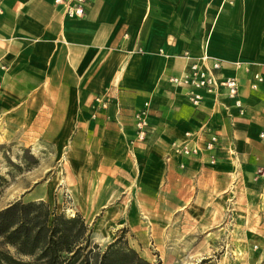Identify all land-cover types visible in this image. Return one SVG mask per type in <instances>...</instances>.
<instances>
[{"label":"crops","instance_id":"0c3cea01","mask_svg":"<svg viewBox=\"0 0 264 264\" xmlns=\"http://www.w3.org/2000/svg\"><path fill=\"white\" fill-rule=\"evenodd\" d=\"M86 2V16L69 19L54 0H0V128L62 142L67 159L88 175L94 169L109 191L123 183L164 201L182 197L200 170L231 177L264 165V0ZM205 57L237 79L242 114L224 91L201 93L196 108L189 88L170 83ZM97 97L109 105L93 119ZM146 103L149 131L138 143L133 116ZM186 134L191 146L211 135L218 142L178 156L172 150Z\"/></svg>","mask_w":264,"mask_h":264},{"label":"rangeland","instance_id":"374dc122","mask_svg":"<svg viewBox=\"0 0 264 264\" xmlns=\"http://www.w3.org/2000/svg\"><path fill=\"white\" fill-rule=\"evenodd\" d=\"M31 130L0 128V209L19 200L43 201L67 217L79 214L92 243L104 248L122 238L151 264H264V165L231 177H212L208 170L202 177L200 170L182 197L172 193L164 201L161 194L128 190L120 182L123 191H109L94 169L88 175L67 159L62 142ZM193 138L172 152H209L205 143L196 147L197 155L181 152L195 147L189 145Z\"/></svg>","mask_w":264,"mask_h":264},{"label":"trees","instance_id":"16d2710c","mask_svg":"<svg viewBox=\"0 0 264 264\" xmlns=\"http://www.w3.org/2000/svg\"><path fill=\"white\" fill-rule=\"evenodd\" d=\"M33 164L37 160L28 155ZM0 264H151L122 238L101 248L79 214L67 217L43 201L0 209Z\"/></svg>","mask_w":264,"mask_h":264},{"label":"built area","instance_id":"2783aa9c","mask_svg":"<svg viewBox=\"0 0 264 264\" xmlns=\"http://www.w3.org/2000/svg\"><path fill=\"white\" fill-rule=\"evenodd\" d=\"M54 5L61 6L63 15L69 19H83L86 16V0H54ZM209 61V58L202 59L201 64L195 63L189 66L188 72L180 78L170 79V83L177 86H184L189 88L188 99L194 107H199L203 101L201 93L213 94L217 97L221 91L225 92V95L234 101L235 107L238 108L240 114L243 113V105L239 98V84L237 79L233 77H224L220 75L222 63L219 60L212 59L211 64L205 62ZM207 64V65H206ZM262 83V78L254 76V84L252 89L256 90L258 85ZM94 102L96 103L95 111L92 114V118L95 119L98 110H107L108 99L107 97H97ZM150 103L144 104V106L137 111L134 116L135 127V142L142 143L145 141L149 131V115H150ZM186 137L190 140L193 135L186 134ZM258 138L264 142V127L259 132ZM217 144V137L211 135L205 142V149L207 151H213ZM180 149V148H179ZM198 148H188L185 146L181 152L189 154H198Z\"/></svg>","mask_w":264,"mask_h":264}]
</instances>
